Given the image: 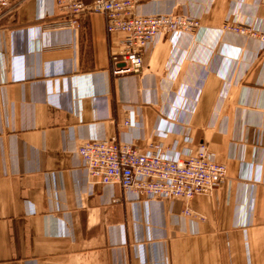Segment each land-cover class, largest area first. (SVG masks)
Returning a JSON list of instances; mask_svg holds the SVG:
<instances>
[{
    "label": "crops",
    "instance_id": "0c3cea01",
    "mask_svg": "<svg viewBox=\"0 0 264 264\" xmlns=\"http://www.w3.org/2000/svg\"><path fill=\"white\" fill-rule=\"evenodd\" d=\"M136 12L201 27L158 36L141 73L114 76L122 34L100 14L51 27L71 17L23 0L0 20V264H264V0H137ZM111 136L204 144L226 181L186 204L130 201L81 166L78 148Z\"/></svg>",
    "mask_w": 264,
    "mask_h": 264
},
{
    "label": "built area",
    "instance_id": "2783aa9c",
    "mask_svg": "<svg viewBox=\"0 0 264 264\" xmlns=\"http://www.w3.org/2000/svg\"><path fill=\"white\" fill-rule=\"evenodd\" d=\"M23 0H0V20ZM137 0H53L54 10L60 16L71 17L51 24V27L77 26L78 17L100 14L105 20L108 34H122L119 48L112 49L114 76L141 73L145 65L146 48L158 36L194 34L201 27L198 19L185 14L167 13L140 15ZM228 29L246 34L250 27L233 25ZM264 44V36L261 37ZM134 125L131 118L122 126ZM162 132L167 136L180 133L178 125ZM191 142L190 138H186ZM81 166L88 178L103 187L119 185L130 201H182L188 203L200 195H213L225 183L226 166L202 144L196 151L184 148L169 150L164 144L151 142L145 149L134 141L118 136L91 137L79 148ZM183 214L192 217L190 207Z\"/></svg>",
    "mask_w": 264,
    "mask_h": 264
}]
</instances>
